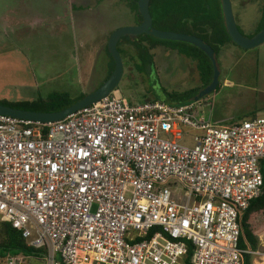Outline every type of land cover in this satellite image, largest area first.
I'll list each match as a JSON object with an SVG mask.
<instances>
[{
  "label": "built area",
  "instance_id": "obj_1",
  "mask_svg": "<svg viewBox=\"0 0 264 264\" xmlns=\"http://www.w3.org/2000/svg\"><path fill=\"white\" fill-rule=\"evenodd\" d=\"M198 103L116 89L57 121L0 113V220L46 264H264V231L240 243L264 181V114L218 125Z\"/></svg>",
  "mask_w": 264,
  "mask_h": 264
},
{
  "label": "rangeland",
  "instance_id": "obj_2",
  "mask_svg": "<svg viewBox=\"0 0 264 264\" xmlns=\"http://www.w3.org/2000/svg\"><path fill=\"white\" fill-rule=\"evenodd\" d=\"M76 1L90 2L94 10L74 12L71 9ZM232 2L237 25L248 35L258 20L262 0ZM100 3L0 0V100H33L55 90L76 96L100 86L107 77L109 61L103 35L134 22L123 0ZM153 52L154 70L137 73L124 68L117 86L124 98L134 103L165 101V91L200 86L197 67L185 55L163 47ZM219 59L223 85L202 98L195 116L212 124L232 125L244 116L264 114V42L245 51L227 46ZM180 143L194 146V132L185 129ZM9 255L15 254L1 256L0 264H7ZM25 259L26 264L47 261L45 252ZM257 262L253 260V264Z\"/></svg>",
  "mask_w": 264,
  "mask_h": 264
},
{
  "label": "trees",
  "instance_id": "obj_3",
  "mask_svg": "<svg viewBox=\"0 0 264 264\" xmlns=\"http://www.w3.org/2000/svg\"><path fill=\"white\" fill-rule=\"evenodd\" d=\"M94 1L96 5H99L103 0ZM123 2L134 17L132 25L141 23L142 16L139 12L138 0H123ZM72 5L73 8L71 10L79 12V14H81V11L84 12L85 10L84 13H86V10L93 9V7H90V2L76 1ZM149 9L153 20V27L164 31L191 34L209 44L215 51L220 69L222 66L219 58L224 53L225 47L232 45L244 51L246 50L237 45L229 36L221 0H150ZM259 12L255 27L248 35L243 33L238 25L243 35L252 37L264 28V0H262ZM119 27L121 26L115 27V29ZM115 29H112L102 37L105 38L104 52L109 58L106 79L115 67V62L109 53L107 45L109 36ZM158 47L177 51L189 58L195 63L200 79V86L196 88L182 92H168L164 90L166 100L163 102L177 106L193 101L198 92L210 84L214 74L213 63L203 50L185 41L160 39L151 34H141L135 38L123 36L117 43V49L122 56L124 68H129L137 73L138 71L140 73H148L152 68L154 70L155 54L153 51ZM221 85H223L222 73L216 89H219ZM96 88L94 87L92 91ZM88 93L81 92L79 95L73 96L68 91L55 90L46 96H38L33 100H0V103L30 111L56 112L73 105ZM246 117L248 115L244 116V118ZM262 171L264 176V164ZM240 225L241 245L246 246V243H248L255 246L258 234L264 231V181L261 193L251 201L249 207L243 213ZM42 252L45 251L30 246L21 232L14 229L10 223L0 220V257L6 255V253H13L27 258L28 256H37ZM244 264H252L251 258L247 256Z\"/></svg>",
  "mask_w": 264,
  "mask_h": 264
},
{
  "label": "water",
  "instance_id": "obj_4",
  "mask_svg": "<svg viewBox=\"0 0 264 264\" xmlns=\"http://www.w3.org/2000/svg\"><path fill=\"white\" fill-rule=\"evenodd\" d=\"M150 0H138L139 12L142 16V21L136 25L121 26L115 29L109 36L107 45L109 53L111 54L115 67L110 76L96 89L88 93L73 105L56 112H39L30 111L11 106L3 105L0 103V113L15 117H22L37 121H57L66 115L75 112L76 110L87 106L91 103L99 101L100 99L108 96L119 85L121 78L124 74V62L120 52L117 49V43L123 36L135 38L141 34H151L157 38L165 40H178L185 41L196 45L203 50L211 59L214 67V74L210 84L202 88L198 94L193 98V101H199L208 94H210L219 84L221 70L215 56V51L209 44L202 39L180 32L164 31L153 27V20L149 9ZM222 11L225 18V24L231 39L240 47L250 49L259 46L264 42V28L252 37L243 35L240 31L233 10L231 0H221Z\"/></svg>",
  "mask_w": 264,
  "mask_h": 264
},
{
  "label": "clouds",
  "instance_id": "obj_5",
  "mask_svg": "<svg viewBox=\"0 0 264 264\" xmlns=\"http://www.w3.org/2000/svg\"><path fill=\"white\" fill-rule=\"evenodd\" d=\"M116 89H117V88H116ZM116 89H115V90H116ZM112 92H113V91H112ZM147 100H149V99H147ZM201 100H202V99H201ZM201 100H199V101H201ZM145 101H146V100H145ZM26 263H27V261H26Z\"/></svg>",
  "mask_w": 264,
  "mask_h": 264
}]
</instances>
